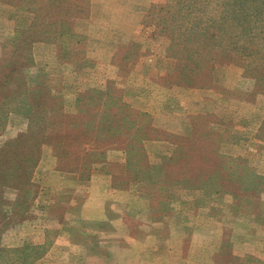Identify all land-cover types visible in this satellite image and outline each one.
I'll return each instance as SVG.
<instances>
[{"label":"rangeland","instance_id":"obj_1","mask_svg":"<svg viewBox=\"0 0 264 264\" xmlns=\"http://www.w3.org/2000/svg\"><path fill=\"white\" fill-rule=\"evenodd\" d=\"M167 3L89 0L87 20L61 21L55 44L34 42L29 66L18 58L34 115L30 128L0 114V264H111L110 244L97 242L115 229L80 214L91 183L107 182L163 212L184 250L200 230L197 250L223 242L216 264L264 263V93L213 43L171 55L181 41L161 34ZM32 18L0 2L6 93L9 39Z\"/></svg>","mask_w":264,"mask_h":264},{"label":"trees","instance_id":"obj_2","mask_svg":"<svg viewBox=\"0 0 264 264\" xmlns=\"http://www.w3.org/2000/svg\"><path fill=\"white\" fill-rule=\"evenodd\" d=\"M0 2L13 7L15 11L33 16L27 30L23 28V31H14L9 39L12 50L6 56L8 63L2 66L5 70L3 77L15 80V90L6 93L4 89L7 84L0 87V114L24 116L32 128L34 109L28 99L31 94L24 87L25 74L18 58H24L29 66L32 63L30 48L34 42L55 44L61 21L70 20L65 21L66 28L69 29L72 21L87 20L89 0ZM162 8L170 16L164 20L161 34L167 35L170 41L175 37L181 41L175 51L169 46L173 53L171 55L190 59L195 54L198 56L204 45L210 46L209 43H213L215 56L225 59L229 65L243 67V73L254 77L253 92L264 93V0H168ZM59 18L62 19L58 20ZM175 29L178 31L175 32ZM162 140L169 141L166 138ZM175 183L182 181L177 180ZM245 258L256 264H264L249 256Z\"/></svg>","mask_w":264,"mask_h":264},{"label":"crops","instance_id":"obj_3","mask_svg":"<svg viewBox=\"0 0 264 264\" xmlns=\"http://www.w3.org/2000/svg\"><path fill=\"white\" fill-rule=\"evenodd\" d=\"M105 184L103 188L95 191V185L91 183L90 195L85 198L80 214L85 221L108 223L111 228L115 229L116 233L112 236L103 237L106 234L100 232L99 234L104 240L97 242L99 246H103L102 244L105 243L110 244L105 248L108 254L111 251V264H199L203 252L208 264H216V257L223 244L221 239L217 240V246L215 243L209 244L199 251L197 248L200 243V230H191L189 246L184 250L183 243L187 238H183L177 231L165 233L166 223L163 221L165 218L157 217L161 214H155L149 202L138 196L131 198L129 191L121 190L111 182ZM107 209L115 217L110 218L107 215ZM127 222L129 225L131 224L130 227L127 226ZM168 233L169 235H167ZM70 237L66 236L65 245L67 246H71ZM57 245L61 244L53 242L49 253L54 252ZM218 248L219 253L217 252ZM82 249L84 250V247ZM93 254L94 259L99 258L97 252H93ZM249 255L252 256V254ZM53 264H56L55 261Z\"/></svg>","mask_w":264,"mask_h":264}]
</instances>
